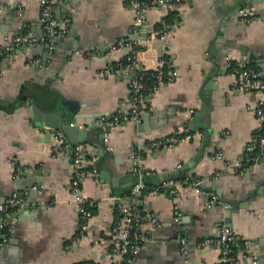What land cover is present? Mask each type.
Here are the masks:
<instances>
[{
    "label": "crops",
    "instance_id": "obj_1",
    "mask_svg": "<svg viewBox=\"0 0 264 264\" xmlns=\"http://www.w3.org/2000/svg\"><path fill=\"white\" fill-rule=\"evenodd\" d=\"M247 2L259 11L251 22L239 16ZM42 10L41 0H0V49L18 34L35 40L0 56V201L24 191L11 209L0 264H117L105 241L120 216L119 197L158 217L156 226L136 229L133 238L142 241L129 264L221 263L215 240L226 227L240 236L233 243L239 264H264V149L256 148L252 160L247 149L264 127L256 110L261 96L233 89L228 68L229 57L247 58L264 76V0H182L166 38L152 31L170 10L151 8L138 26L127 0L54 2L52 15L67 30L57 41L47 35ZM134 51L146 68L168 57L176 73L142 96L139 119L110 125L106 118L132 113L134 75L105 68ZM61 100L67 109L78 105L73 123L88 130L79 142L100 170L98 178L80 180L85 198L96 203L83 236L71 200L72 151L39 124L34 107L55 115ZM187 127L192 138L166 142ZM139 176L150 187L134 195Z\"/></svg>",
    "mask_w": 264,
    "mask_h": 264
},
{
    "label": "built area",
    "instance_id": "obj_2",
    "mask_svg": "<svg viewBox=\"0 0 264 264\" xmlns=\"http://www.w3.org/2000/svg\"><path fill=\"white\" fill-rule=\"evenodd\" d=\"M59 0H41L43 4L42 19L45 22V27L47 29V35L52 38V41H57L63 38L66 33V27L64 28L52 15V4ZM182 0H127V6L136 11L137 16L135 23L140 26L145 20L149 9L151 8H162L167 11L173 10L176 5L181 3ZM259 11L257 6L253 2H247L239 8V16L245 21H253L259 18ZM173 24H163L161 28H156L152 31L153 37L166 38L169 35ZM34 39L26 34L15 35L11 41L7 43L5 47L0 49V56L4 53L11 51L21 43H34ZM124 45L123 42L119 43ZM116 47V46H114ZM138 53L134 51L128 54L122 59L115 61L106 66L105 71L107 73H132L134 75L131 84V94L129 99L135 100L132 113L128 115H113L106 118L108 124L113 125L121 120L125 119H139L141 115L145 112V107L138 105L142 96L145 93H152L160 84L170 81L174 77L176 71L173 68H169L167 73L163 72V61H157L154 70L158 73V83L150 85L145 81L144 67L140 61H138ZM228 68L230 69L234 80L232 87L235 90L254 92L261 96L259 106L257 107V113L260 119L264 123V76L259 69L251 65V62L247 58H228ZM194 113V109L188 111V115ZM74 124V123H72ZM83 127V125H80ZM57 135L64 139V146L68 147L72 151L74 162L77 166L73 181H72V202L77 204L80 212V233L85 235L89 232L90 222L93 216L92 206L95 205L94 201H89L85 198L81 191L80 180L83 176L88 173H93L97 178L100 176V170L96 165L95 160L88 157L85 153V144L72 142L66 137L63 131H58ZM194 135L190 131L189 127L182 135H171L166 138V142L169 144H174L181 141L184 138H192ZM264 149V132H256L252 140L248 143L247 149L249 150L248 159H256L252 155V152L256 149ZM217 157H221L222 153H216ZM200 181L196 182V186L199 190H203L199 187ZM150 186H148L149 188ZM147 188L145 180L143 177L139 176L134 184L133 194L139 195L144 189ZM154 190H161L162 186L153 187ZM152 188V189H153ZM211 195L212 201L217 200V196L213 193L207 192ZM24 191L19 188L14 189L9 196L5 198L4 201H0V245L4 244L8 239V219L11 215V209L18 206L23 202ZM118 208L120 211V216L114 226V231L111 237H109L106 242L105 252L109 257H118L117 264H129L133 255L139 252L140 244L142 239L135 240L133 235L136 229L145 222L152 226H156L158 222V217L143 208L133 206L127 203L122 198H118ZM240 238L238 235L229 234V228H224L222 234L215 240L221 249V263L218 264H239L241 260L238 254L235 252L233 243L236 239ZM247 245L252 244V240L244 239ZM212 242L213 239L207 240ZM86 264V263H80Z\"/></svg>",
    "mask_w": 264,
    "mask_h": 264
},
{
    "label": "water",
    "instance_id": "obj_3",
    "mask_svg": "<svg viewBox=\"0 0 264 264\" xmlns=\"http://www.w3.org/2000/svg\"><path fill=\"white\" fill-rule=\"evenodd\" d=\"M57 45H58L57 43H53V44L50 43V44H47L46 47L55 48L57 47ZM47 60L48 58L46 59V62ZM64 103L66 102L62 101V109H59L57 114L55 115L45 113V111L36 104L34 107L41 114V121H39V124L42 126L44 125L47 128H51L54 134H57L58 131L63 130L67 134L69 139L73 142H79L80 139L85 140L88 135V130H80L79 124H75V123L72 124L73 123L72 117L75 115V113L73 114L70 111L79 110V108H77L78 105L76 106L72 104L73 106H70V109H67L66 106L63 105ZM81 116H82L81 114H77L76 117H81ZM88 122H90L89 119H88ZM104 122L105 120L103 121L102 125L104 124ZM99 146L102 148L101 143L99 144ZM139 198L140 200H142L143 196L141 195L139 196ZM227 220L230 221V219H227Z\"/></svg>",
    "mask_w": 264,
    "mask_h": 264
},
{
    "label": "trees",
    "instance_id": "obj_4",
    "mask_svg": "<svg viewBox=\"0 0 264 264\" xmlns=\"http://www.w3.org/2000/svg\"><path fill=\"white\" fill-rule=\"evenodd\" d=\"M176 15H177V14H176V11H175V10H170L169 12H167V14H166L165 17H164V23L172 24V23L176 20V18H177ZM164 23L156 24V27H157V28H160V27L163 26ZM161 60H163V67H162L163 72H164V74H166L167 71H168V69L170 68L171 62L169 61V58H168V57H163V59H161ZM144 73H145V81H146L148 84H150V85H154L155 83H158V73H157L156 70H154L153 68H146V69L144 70ZM190 131L192 132L193 129L191 128ZM261 132H262V133L264 132V127L261 129ZM180 135H182V134H180ZM256 151H257V150H254V151L252 152V155H254V154L256 153ZM145 183H146V185H147V188L144 189V191H146V190L149 189V188H148L149 183H148L146 180H145ZM95 206H96V203H95L94 206L91 207L92 210L95 209Z\"/></svg>",
    "mask_w": 264,
    "mask_h": 264
}]
</instances>
